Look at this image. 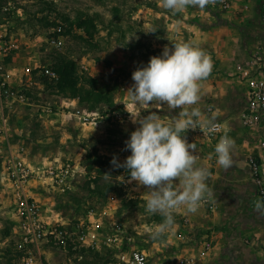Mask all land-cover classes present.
Masks as SVG:
<instances>
[{
	"label": "rangeland",
	"instance_id": "374dc122",
	"mask_svg": "<svg viewBox=\"0 0 264 264\" xmlns=\"http://www.w3.org/2000/svg\"><path fill=\"white\" fill-rule=\"evenodd\" d=\"M154 1L0 0V32L6 35V40H11L18 47L8 56L9 61L5 60V69L15 70L16 77L22 75L31 102L49 107L54 114L44 124L31 118L30 108L27 106L15 105L5 117L9 141L26 147L29 154L26 156L30 158L24 163L35 173L50 166L49 163H55V159L73 163L78 171L77 182L65 192L54 189L45 182H30L33 179L28 182L29 187L33 185L40 188L42 194L50 199L45 202L37 200L42 205V219L66 225L75 223L92 211L103 218L107 227L112 223L125 226L136 235L138 245L148 253L151 252L152 259L157 256L159 261L160 257H164L161 262L165 264V258L168 257L166 235L155 241L149 235L156 226L154 222H162L161 219L153 217L161 216L145 212V202H139L137 193L132 189V186L137 185L136 182L126 183L122 177L125 169L114 168L111 164L114 155L123 163L131 154L130 150L123 149L131 132L138 128L137 125L127 120L123 109H114L113 116L107 117L108 110L104 105L97 109L96 121L92 122L90 119L84 122L81 119L82 114L77 115L69 103H62L58 95L45 91L39 82L42 75L40 69H50L71 61L77 65L79 75L92 73L96 75L101 86L117 85L116 99H120L132 79V73L137 68L146 66L151 57L162 54L158 51L163 50L164 46L157 39H163L164 43L169 39L171 43L168 37L171 32L165 17L169 13V17L174 14L165 9L154 8L156 11H151L144 7ZM157 11H163L165 17ZM84 22L90 24L89 32L82 26ZM58 26L62 27L64 34L61 35L62 46L56 48L51 39L56 38L53 30ZM259 40L257 49L263 51L264 37ZM260 56L257 54V58ZM26 69L32 71L33 84L30 86H25L28 80L24 75ZM245 102L246 100L238 109H233L234 113L239 114ZM148 111L141 112V116L149 115ZM69 114H74L75 118ZM79 122L84 123L81 125L82 134L74 128ZM233 123L237 124L234 121ZM3 125L0 121V126ZM227 135L235 140L232 149L233 164L231 170L221 171L220 174L227 181V190L233 191L230 192L232 196L226 203V210H232L237 216L234 229L240 241L236 245L238 248L240 244L242 250L240 254L237 252L232 257L234 264H247V247L253 246L261 255L264 252V215L254 208L257 198L250 175L244 166V159L249 154L256 153L258 144L254 142V137L250 138L247 146H242L247 136L239 126L234 134L229 132ZM186 139L193 143L191 139ZM201 148L206 151L204 156L214 153L215 149L205 146ZM31 149L38 152L32 154ZM4 155L0 153V169L6 159ZM104 157L110 158L109 162ZM209 160L214 166L215 155ZM98 171L101 172L99 176ZM105 173H109L111 178L105 180ZM96 177L98 185L102 188L103 185H111L113 191L103 197L94 194L91 181ZM17 230L9 184L0 179V264H18L15 247V241L19 237ZM6 232L8 237L5 236ZM154 242L160 245L163 243L162 249L157 244L155 247L159 250L153 248ZM43 252L48 264H106L110 257L108 250L102 254L80 250L78 255L65 254L59 248L44 249ZM225 259L230 260V257Z\"/></svg>",
	"mask_w": 264,
	"mask_h": 264
},
{
	"label": "crops",
	"instance_id": "0c3cea01",
	"mask_svg": "<svg viewBox=\"0 0 264 264\" xmlns=\"http://www.w3.org/2000/svg\"><path fill=\"white\" fill-rule=\"evenodd\" d=\"M225 1L230 4L229 9L225 11L219 8V2L215 6L209 5L203 11L189 6L185 11L174 14L172 17L168 16L170 13L165 17L163 11H157V13H160L161 16L166 18V24L169 27L168 30L171 32V34L168 35L171 43H169V39L167 40V43H164L165 41H163V39L157 40H161L160 42L163 43V46L167 45L170 49L173 47L172 43L190 42L194 46L202 48L211 55L214 62L213 71L208 79L204 81L202 99L198 105H195V107H199L201 111L205 113V107L212 106L214 108L216 119L222 122L223 127L227 130V134L229 132L230 134H234L236 127L239 126L244 131L245 136H247L245 142L242 143V146H247L251 139L248 136L247 131L241 127L239 114L234 113L233 110L238 109L241 106L240 104L244 102L246 94V81L238 75V68L253 61L257 58V54L259 55L262 53V50L259 51L257 49V45H260L259 38L264 37V30H262V28H264V23L260 18V0ZM144 7L151 11H156L153 10L154 8L157 10L163 9L159 6L158 0H155L153 4H146ZM159 52L162 53L163 50L158 51V53ZM12 71L15 74V83H22L24 87L22 75L16 77L15 70ZM24 75L28 77L25 86L32 85V77L27 75L26 70ZM89 76L96 79L95 74L90 73ZM133 84L134 81L130 79L129 84L124 89L125 92L120 99H116V93L118 91L117 85H108L109 88L116 87L117 89L114 93V105L115 107L120 108L114 109H123L127 114V120L131 121L129 113H135L138 110L140 115L144 110H149V114L151 112H157L165 122H170L174 116L178 115L179 109L169 110L166 104L162 105L160 109H156L152 106H149L148 109L140 108L139 105L132 101L129 92L127 91ZM124 90H121V92ZM60 101L64 104L69 103L72 106V110H76L79 107L83 108L79 106L76 100L60 97ZM21 106H27L30 108L29 115L31 118H35L37 121H41L44 124L49 117L54 115L53 112L52 114L47 112L49 107H44L40 103H33L31 102V99L29 100V105ZM14 108L15 107H13V109ZM114 109L107 108V117L110 118L113 116L112 112L115 111ZM97 111V109L93 110V112ZM69 115L75 118L74 114ZM61 117L63 121L64 116L62 115ZM233 121L237 122L238 125L233 123ZM5 122L6 119L3 122L4 125L0 126V153H4L6 158H16L26 162L27 159L30 158V156H26L29 155L26 152V147L9 141V133L7 132ZM75 124L76 122L74 125ZM81 125H84V123L79 122L74 126L76 130H79V134H82L83 132ZM136 125L137 127L140 126L139 124ZM184 137L187 138L185 134ZM197 150V153H194L200 156L197 166L204 167L209 172L207 183L211 191L209 194H206L203 201L212 203L215 210L210 211L206 205H201L198 211L194 214L186 213L184 210L174 213L175 225L165 234L167 244L165 247L168 254V257L165 258V264H182L183 260H193L196 264H234L232 255L237 252H239V254L242 252L240 244L237 248L238 240L240 241V239L238 238V233L235 232L234 229V226L237 224V216L232 210H226V203H228V199L232 196L230 192L233 191L227 190V181H225L220 174L221 171L231 170L232 166L227 170L219 166L216 162L213 166L209 162V155H203V153L206 152L205 149L197 146ZM31 152L32 154H36L38 151L36 149H31ZM54 161L56 162L49 163L51 165L48 167H57L59 164L64 163L60 159H55ZM1 175L0 172V177H2ZM122 177L126 183H131L129 182V178L124 176V173L122 174ZM39 181L45 182L52 187L48 181L41 178L37 179L35 177L30 182L38 183ZM175 183H178V181H175ZM52 188L56 189L55 187ZM71 188H73V186ZM252 188L254 191L253 184ZM132 189L137 193L139 202H146L147 189L145 187H137L136 185L132 186ZM27 194L36 202L50 200L42 194L40 188L33 185L32 187H29V184L27 185ZM155 218H159V220L163 219L162 217H153V219ZM154 224L158 225L156 222H154ZM204 241H210L212 243V249L206 256L200 257V251ZM155 244L157 243L154 242L152 244L154 246L153 248L157 250L162 249L161 246H163V243H161V245L157 244L160 246L159 249L155 247ZM247 249V264H264V252L263 255H261L253 246L247 247ZM44 253L45 252H43V257ZM148 255L149 264H164L161 262V259H164V257H160L161 259L157 261L158 257L156 256L155 259H152L150 251ZM227 257H230V260H224V258ZM44 259L47 261L45 257Z\"/></svg>",
	"mask_w": 264,
	"mask_h": 264
},
{
	"label": "clouds",
	"instance_id": "9594fccd",
	"mask_svg": "<svg viewBox=\"0 0 264 264\" xmlns=\"http://www.w3.org/2000/svg\"><path fill=\"white\" fill-rule=\"evenodd\" d=\"M218 2L221 0H158L160 7L173 14L189 6L203 11ZM172 45L171 49L165 45L160 56L151 57L146 66L132 73L134 84L127 91L140 108L160 109L166 104L169 110L179 109L178 115L165 122L157 112L144 117L139 110L129 113L132 123L140 125L125 141L123 150H130L131 154L123 163L115 155L111 160L114 168L128 172L129 182L135 181L137 187L147 189L145 212L163 218L149 233L154 241L174 227V213H196L211 191L207 183L209 172L197 166V146L189 143L184 134L197 128L203 134L217 130L215 114L208 116L195 107L202 99L204 81L213 71L211 55L190 42ZM234 146L235 140L225 133L209 159L215 155L216 163L227 170L233 164ZM104 178L108 180L111 175L105 173ZM254 208L264 215V201L257 199Z\"/></svg>",
	"mask_w": 264,
	"mask_h": 264
},
{
	"label": "built area",
	"instance_id": "2783aa9c",
	"mask_svg": "<svg viewBox=\"0 0 264 264\" xmlns=\"http://www.w3.org/2000/svg\"><path fill=\"white\" fill-rule=\"evenodd\" d=\"M218 6L225 11L229 9L230 4L221 0ZM260 18L264 23V0H260ZM62 32L61 26L53 30L56 38H52L51 43L56 48L63 44ZM17 49L18 47L11 40H6V35L0 32V121L2 122L5 121V113L12 110L15 105H29L27 90L22 83H15V74L12 70L5 69V60ZM259 55H261L259 58L238 68V75L246 81V102L239 113V121L248 136L253 139L255 137L254 142L258 144L256 153H251L245 158V167L257 199L264 201V50ZM31 72L30 69H26L29 77ZM40 72L51 79H56L55 73L48 68L40 69ZM47 112L52 114V109H47ZM76 113L82 114L81 119L84 122L90 119L94 122L98 118V112H88L85 108L79 107ZM205 113L211 116L214 114V108L205 107ZM215 123L217 124L215 132L203 134L199 128L189 129L185 136L193 143L199 144L198 146L215 148L220 137L227 133L220 120L216 119ZM0 170L2 174L0 179L6 180L9 184L12 212L19 232V237L15 241L19 254L18 264H48L43 257V251L54 248L62 249L65 254L69 253L70 248L75 255H78L80 250L98 254L108 250L110 257L106 264H149V255L138 245L135 234L119 223H112L107 227L103 218L96 216L92 211L75 223L66 225L58 221L42 219L41 206L27 194L28 182L33 179L32 177L41 178L61 192L69 191L78 180V171L73 163L64 162L57 167H48L40 173H35L23 161L9 157L2 162ZM201 205H206L210 211L215 210L212 203L203 201ZM211 249L212 243L204 241L200 257L206 256ZM182 264L196 263L193 260H183Z\"/></svg>",
	"mask_w": 264,
	"mask_h": 264
},
{
	"label": "trees",
	"instance_id": "16d2710c",
	"mask_svg": "<svg viewBox=\"0 0 264 264\" xmlns=\"http://www.w3.org/2000/svg\"><path fill=\"white\" fill-rule=\"evenodd\" d=\"M82 26L85 27L86 32H89L91 28L89 23L84 22ZM62 34L64 33L62 32ZM6 61L8 62L9 59H6ZM50 70L55 73L56 79H51L42 74L39 81L45 91L55 93L64 99L76 100L79 106L88 111L96 110L103 105L109 109L120 108L114 105L116 87L109 88L108 85L101 86L97 79L89 75H79L78 67L74 62H64L61 65L53 66ZM104 158L106 162H109L108 158ZM88 159H90V157H88ZM87 168L89 171L91 170L90 167ZM100 173L101 172L98 171V176ZM124 176L129 178V174L126 170L124 171ZM91 182L93 184L92 192L98 196L103 197L114 189L111 185H103L102 188L98 185V177ZM5 236L8 237V232L5 233ZM68 252L73 254L70 248ZM17 257L19 258V254Z\"/></svg>",
	"mask_w": 264,
	"mask_h": 264
}]
</instances>
